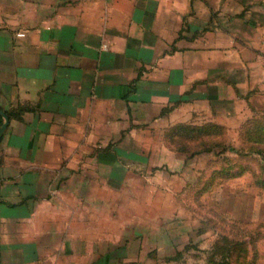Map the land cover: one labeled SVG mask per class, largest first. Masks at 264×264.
I'll list each match as a JSON object with an SVG mask.
<instances>
[{
  "label": "crops",
  "instance_id": "crops-1",
  "mask_svg": "<svg viewBox=\"0 0 264 264\" xmlns=\"http://www.w3.org/2000/svg\"><path fill=\"white\" fill-rule=\"evenodd\" d=\"M262 113L264 0H0V264H129L132 168Z\"/></svg>",
  "mask_w": 264,
  "mask_h": 264
},
{
  "label": "rangeland",
  "instance_id": "rangeland-1",
  "mask_svg": "<svg viewBox=\"0 0 264 264\" xmlns=\"http://www.w3.org/2000/svg\"><path fill=\"white\" fill-rule=\"evenodd\" d=\"M249 117L234 124L214 116L182 123H213L221 130L183 150L164 137L172 158L149 169L132 168L134 177L118 188L111 226L118 241L129 240V264H216L221 256L215 246L235 240L240 247L231 264H264V144L255 152L240 140Z\"/></svg>",
  "mask_w": 264,
  "mask_h": 264
},
{
  "label": "trees",
  "instance_id": "trees-1",
  "mask_svg": "<svg viewBox=\"0 0 264 264\" xmlns=\"http://www.w3.org/2000/svg\"><path fill=\"white\" fill-rule=\"evenodd\" d=\"M221 130V127L213 123H205L203 125L176 124L171 126L165 132V139L168 143H172L177 150H183L191 143H204L200 136H213ZM240 140L249 144L250 149L260 152L259 146L264 144V115L251 116L247 118L239 132ZM240 247V242L233 241L229 245L217 244L215 250L220 254L221 259L216 264H231L235 259H231V255ZM241 264H253L250 261H242Z\"/></svg>",
  "mask_w": 264,
  "mask_h": 264
},
{
  "label": "water",
  "instance_id": "water-1",
  "mask_svg": "<svg viewBox=\"0 0 264 264\" xmlns=\"http://www.w3.org/2000/svg\"><path fill=\"white\" fill-rule=\"evenodd\" d=\"M5 125H6V118L4 119V122H3V124L0 127V133L4 129Z\"/></svg>",
  "mask_w": 264,
  "mask_h": 264
},
{
  "label": "built area",
  "instance_id": "built-area-1",
  "mask_svg": "<svg viewBox=\"0 0 264 264\" xmlns=\"http://www.w3.org/2000/svg\"><path fill=\"white\" fill-rule=\"evenodd\" d=\"M101 48H102V49H104V48H105V46H104V45H102V46H101Z\"/></svg>",
  "mask_w": 264,
  "mask_h": 264
}]
</instances>
